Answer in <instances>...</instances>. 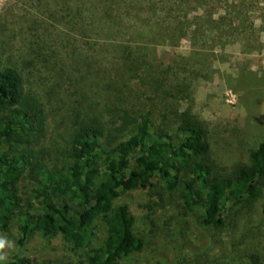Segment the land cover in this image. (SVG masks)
Masks as SVG:
<instances>
[{
  "label": "trees",
  "instance_id": "obj_1",
  "mask_svg": "<svg viewBox=\"0 0 264 264\" xmlns=\"http://www.w3.org/2000/svg\"><path fill=\"white\" fill-rule=\"evenodd\" d=\"M37 2L49 13L45 20H28L27 31L36 33L24 44L27 56L18 61L10 40H0V231L10 236L12 226L18 227L7 264H39L26 248L36 233L65 241L71 264H120L144 246L128 204L115 203L126 191L177 192L184 209L199 211L206 227L224 225L229 203L257 199L264 189V140L247 152L235 130L226 151L234 168L228 170L212 129L191 109L176 107L192 97L193 81L207 77L208 66L191 57L164 65L146 40L175 44L186 38L201 48L235 40L249 25L247 0ZM37 20L64 27L56 48L42 38ZM83 31L85 39L98 40L92 58L70 46ZM62 51L86 62V69L68 71L57 60ZM110 53L108 64L94 62ZM41 70L54 79L52 95L66 80L76 85V104H67L55 155L45 105L31 89ZM182 213L172 209L161 228L182 229ZM100 224L105 236L94 244ZM79 247L86 250L82 259L76 256Z\"/></svg>",
  "mask_w": 264,
  "mask_h": 264
},
{
  "label": "rangeland",
  "instance_id": "obj_2",
  "mask_svg": "<svg viewBox=\"0 0 264 264\" xmlns=\"http://www.w3.org/2000/svg\"><path fill=\"white\" fill-rule=\"evenodd\" d=\"M247 1L251 6L246 9L248 18L247 21L244 19V23L249 25L245 33L222 45L201 48L192 45L186 38L175 44L146 39L150 43L147 47L150 53L164 65L172 63V60L191 57L198 64L208 66L207 77L193 81L192 97L178 100L176 107L179 110L191 109L212 129L216 147L224 158L229 156L226 151L232 147L235 130L241 131L247 152L264 140V0ZM39 4L37 0H0V40H10V50L18 61L22 56H27L24 44L35 38L36 31L26 29L28 20L33 16L45 20L49 13L44 5ZM123 16L126 22L130 20L127 15ZM150 19L154 20L153 17ZM37 22L41 24L39 31H43L42 38L56 48L55 45L60 44L59 36H66L64 27L57 21ZM83 34L84 31L79 33V42L70 39V46L77 53L83 51L92 58L95 51L100 49L95 45L98 40L93 39V36L85 39ZM105 57H98L99 60L94 62L97 65L108 64L112 61L113 53ZM57 60L61 65L64 63L68 71L75 70V66L81 72L86 69V62L73 59L63 51ZM94 62L91 63L94 65ZM41 72L35 76L37 79L33 80L31 89L37 90L45 105L48 132L52 140L50 147L55 155L53 145L57 147L56 142L60 141L59 136L68 121L67 104L69 101L76 102L75 96L71 95L72 91H76L73 88L76 85L74 80L71 86L66 80L60 83L61 92L52 95L49 88L54 79L49 78L43 70ZM79 86L83 87L82 84ZM89 89L91 91L93 88ZM226 160L227 169H233L234 160ZM121 202L128 204L135 229L142 237L144 246L121 260L120 264H253L257 261L264 264V189L251 204L229 203L224 209L226 217L222 227L202 225L197 216L199 211L184 209L182 200L177 199V192L165 193L158 187L126 191L115 200V203ZM172 209L183 212L180 216L182 229L177 226L174 233L161 228L165 215ZM17 228L16 225L12 226L10 236L0 231V240L6 242L1 251L3 258L0 264H7L9 255L15 250ZM104 236L105 231L100 224L94 244ZM26 248L31 256L38 259L39 264H71L68 245L60 237L47 240L36 233ZM85 254L86 250L79 247L77 258L82 259Z\"/></svg>",
  "mask_w": 264,
  "mask_h": 264
},
{
  "label": "clouds",
  "instance_id": "obj_3",
  "mask_svg": "<svg viewBox=\"0 0 264 264\" xmlns=\"http://www.w3.org/2000/svg\"><path fill=\"white\" fill-rule=\"evenodd\" d=\"M5 241L4 240H0V249H3L5 247ZM3 257H0V259H2Z\"/></svg>",
  "mask_w": 264,
  "mask_h": 264
}]
</instances>
